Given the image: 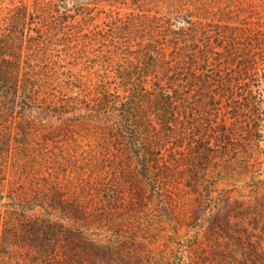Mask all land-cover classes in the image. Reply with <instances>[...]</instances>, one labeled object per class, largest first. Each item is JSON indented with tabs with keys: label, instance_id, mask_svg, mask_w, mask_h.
Wrapping results in <instances>:
<instances>
[{
	"label": "trees",
	"instance_id": "trees-1",
	"mask_svg": "<svg viewBox=\"0 0 264 264\" xmlns=\"http://www.w3.org/2000/svg\"><path fill=\"white\" fill-rule=\"evenodd\" d=\"M91 10L0 15V264H128L155 221L191 264L202 238L205 264H233V219L264 221V187L228 189L264 184V30L113 10L89 32Z\"/></svg>",
	"mask_w": 264,
	"mask_h": 264
},
{
	"label": "rangeland",
	"instance_id": "rangeland-1",
	"mask_svg": "<svg viewBox=\"0 0 264 264\" xmlns=\"http://www.w3.org/2000/svg\"><path fill=\"white\" fill-rule=\"evenodd\" d=\"M29 2L32 0H0V15L7 7H11L13 3ZM60 1V0H53ZM70 6L84 5L91 7L93 17L83 29L86 31H94L96 29L105 28L107 25L106 16L111 11L119 13H127L132 10H142L151 14H162L167 16H176L180 12H189L195 19L204 21L226 22L236 26H247L264 30V0H67ZM81 16L76 17V21H80ZM264 133V125L261 127ZM236 143V141H232ZM257 174L261 175L264 181V156H261L258 164ZM252 178L242 180L232 175L228 171V189L236 191L245 189L248 195L254 196L257 191L262 190L264 184H256ZM254 199V197H253ZM253 208L248 211L251 212ZM259 210V208H258ZM231 239H225L220 247L225 254L228 255L232 251L233 264H252L247 254H250L252 245L263 243L264 246V221L258 219L253 220L249 217L243 219L242 223L237 222L236 218L231 223ZM242 230V238L245 244L237 243L236 238L239 230ZM154 234H143L139 237L141 248L139 253H133L129 256L128 264H166V259L170 258L172 264H191L187 255L184 254V246L187 244L183 237L171 234V228L166 227L165 223H157L155 221ZM250 235V240L249 236ZM253 235V236H252ZM240 236V234H239ZM202 246L201 254L198 253L197 264L204 263L205 240H200ZM216 251L215 246L208 248L209 253Z\"/></svg>",
	"mask_w": 264,
	"mask_h": 264
}]
</instances>
